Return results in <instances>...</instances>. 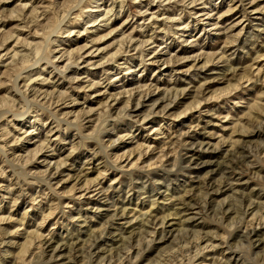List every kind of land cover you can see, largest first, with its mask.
<instances>
[{"label":"clouds","instance_id":"clouds-1","mask_svg":"<svg viewBox=\"0 0 264 264\" xmlns=\"http://www.w3.org/2000/svg\"><path fill=\"white\" fill-rule=\"evenodd\" d=\"M0 264H264V0H0Z\"/></svg>","mask_w":264,"mask_h":264},{"label":"rangeland","instance_id":"rangeland-1","mask_svg":"<svg viewBox=\"0 0 264 264\" xmlns=\"http://www.w3.org/2000/svg\"><path fill=\"white\" fill-rule=\"evenodd\" d=\"M184 51H185V53H187V52H189V51H191V50H189V49H185ZM162 75H163V74H162Z\"/></svg>","mask_w":264,"mask_h":264}]
</instances>
